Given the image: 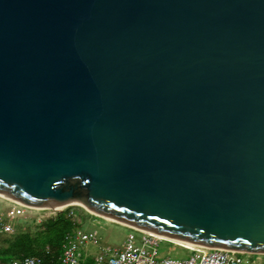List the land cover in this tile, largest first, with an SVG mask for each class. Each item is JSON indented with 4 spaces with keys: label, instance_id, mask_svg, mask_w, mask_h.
<instances>
[{
    "label": "water",
    "instance_id": "water-1",
    "mask_svg": "<svg viewBox=\"0 0 264 264\" xmlns=\"http://www.w3.org/2000/svg\"><path fill=\"white\" fill-rule=\"evenodd\" d=\"M0 197L264 255V0H0Z\"/></svg>",
    "mask_w": 264,
    "mask_h": 264
},
{
    "label": "built area",
    "instance_id": "built-area-1",
    "mask_svg": "<svg viewBox=\"0 0 264 264\" xmlns=\"http://www.w3.org/2000/svg\"><path fill=\"white\" fill-rule=\"evenodd\" d=\"M13 204L15 208L12 212L16 216H23L28 210H35ZM131 230L133 234L126 239L120 248L101 245L100 237L93 233L76 230L67 234L64 238L61 263L83 264L81 252H86L89 246L99 248L98 254L93 258V264H259L258 260L261 257L264 258V255L205 247L193 248L190 257L187 259L161 257L159 248L163 239L141 231ZM9 233H12V228L5 215L0 214V235ZM137 236H139V240L136 238ZM6 264H42V262L33 257H26Z\"/></svg>",
    "mask_w": 264,
    "mask_h": 264
},
{
    "label": "rangeland",
    "instance_id": "rangeland-1",
    "mask_svg": "<svg viewBox=\"0 0 264 264\" xmlns=\"http://www.w3.org/2000/svg\"><path fill=\"white\" fill-rule=\"evenodd\" d=\"M70 209L75 219L81 223L80 231L93 233L100 237L101 245L120 248L126 239L133 234L132 230L119 224L107 221L98 216L89 213L81 205H73L63 207L62 210H28L23 216H16L12 211L14 207L11 202L0 197V214H4L8 223L12 228L13 234L21 232L38 231V226L51 218H54L59 211L63 212ZM7 235H0V239ZM139 240V236L136 237ZM192 246L184 243H177L168 239H163L160 243V256L172 257L175 259H187L191 255ZM91 254L99 252L98 247L89 246L88 250ZM259 264H264V258L258 260Z\"/></svg>",
    "mask_w": 264,
    "mask_h": 264
},
{
    "label": "trees",
    "instance_id": "trees-1",
    "mask_svg": "<svg viewBox=\"0 0 264 264\" xmlns=\"http://www.w3.org/2000/svg\"><path fill=\"white\" fill-rule=\"evenodd\" d=\"M38 231L5 234L0 239V263L6 264L13 260L26 257L39 259L42 264H62L64 238L81 228L70 209L57 213L54 218L42 222ZM84 264H93L87 258Z\"/></svg>",
    "mask_w": 264,
    "mask_h": 264
},
{
    "label": "crops",
    "instance_id": "crops-1",
    "mask_svg": "<svg viewBox=\"0 0 264 264\" xmlns=\"http://www.w3.org/2000/svg\"><path fill=\"white\" fill-rule=\"evenodd\" d=\"M12 206L15 208V205L13 203H11ZM98 253L96 254H91L89 253V251H86V252H81V259L83 260V264H84V261L87 259V258H90L93 260V258L97 255Z\"/></svg>",
    "mask_w": 264,
    "mask_h": 264
},
{
    "label": "bare ground",
    "instance_id": "bare-ground-1",
    "mask_svg": "<svg viewBox=\"0 0 264 264\" xmlns=\"http://www.w3.org/2000/svg\"><path fill=\"white\" fill-rule=\"evenodd\" d=\"M63 207H66V206L58 207L56 210H62ZM82 207H83V206H82ZM95 216H97V215H95ZM98 217H100V216H98ZM100 218H102V217H100ZM102 219H105V218H102ZM105 220L110 221V222H113V223H116V222L111 221V220H108V219H105ZM116 224H119V223H116ZM119 225H121V226H125V225H122V224H119ZM168 240H169V239H168ZM170 241H173V240H170ZM174 242H177V241H174ZM177 243H180V242H177ZM186 245L192 246V249L194 248L193 245H190V244H186ZM192 249H191V250H192Z\"/></svg>",
    "mask_w": 264,
    "mask_h": 264
}]
</instances>
